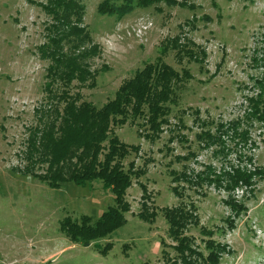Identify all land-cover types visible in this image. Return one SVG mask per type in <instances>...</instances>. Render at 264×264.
Returning a JSON list of instances; mask_svg holds the SVG:
<instances>
[{"label": "rangeland", "instance_id": "1", "mask_svg": "<svg viewBox=\"0 0 264 264\" xmlns=\"http://www.w3.org/2000/svg\"><path fill=\"white\" fill-rule=\"evenodd\" d=\"M32 1L0 0V264H172L168 258L177 253L162 209L180 204L197 208L199 224L186 234L205 256V241L212 238L230 248L222 264H264V175L252 167L255 155L264 160V0L161 1L122 17L100 13L104 0H83V24L99 52L88 59L93 87L75 81L71 94L80 91L101 107L125 79L157 60L192 74L175 85L176 103L159 139L142 137L143 127L131 121L115 128L120 140L140 145L124 160L125 169L135 161L146 173L133 176L126 222L88 246L70 240L61 220H97L115 204L112 191L102 180L52 187L42 178L49 165L30 164L26 156L38 111L49 108V60L38 47L47 42L52 17L41 5L47 0ZM188 46L204 49L205 61L184 52L180 58L179 49ZM202 129L218 133L222 142L207 146L197 138ZM210 167L213 178L242 170L258 181L240 182L229 192L215 181H199ZM143 186L157 213L152 222L139 216ZM230 197L246 206L239 214L226 203ZM108 242L113 247L104 254Z\"/></svg>", "mask_w": 264, "mask_h": 264}, {"label": "trees", "instance_id": "2", "mask_svg": "<svg viewBox=\"0 0 264 264\" xmlns=\"http://www.w3.org/2000/svg\"><path fill=\"white\" fill-rule=\"evenodd\" d=\"M161 1L168 4L178 2L104 0L99 4L98 11L122 17L138 6H149ZM41 5L52 17L46 27L47 42L38 47L40 57L49 60L45 86L49 108L43 107L38 111L40 123L30 131L26 156L30 164L40 162L49 165L45 175H41L52 187H61L68 182L85 186L94 180H102L105 188L112 191L115 204L97 220L90 215L80 218L67 215L61 220V228L70 240L88 246L112 235L126 222L125 213L131 207L127 192L133 184V176L140 177L146 173L144 168L136 167L135 161L130 162L129 168L125 169L124 160L132 151L139 152L140 145L120 140L115 128L131 121L143 127L142 137L150 141L159 139L164 132L163 126L169 123L171 105L176 103L175 85L192 78V74L188 69H182V73H179L162 60L147 63L123 81L114 98L97 107L93 102L83 100L80 91L71 94L75 81L79 87H93L96 74L91 71L88 59L99 52V44L83 24L86 7L83 0H47ZM87 44L89 48L83 50ZM195 49L188 46L179 49L177 54L183 58L181 52H184L190 59L203 63L207 52L201 47ZM139 119L143 121L138 123ZM222 128L218 127V131L221 132ZM197 138L207 146L222 142L220 135L211 129H202ZM257 170V174L264 175V169ZM212 173L210 167L199 181H215L219 188L229 192L240 182L255 184V173L241 170L215 178L211 177ZM151 198L150 192L143 186L139 216L149 222L157 216L156 210H152L149 205ZM226 203L238 214L246 207L236 203L232 197ZM196 209L194 205L188 208L184 204L162 209L169 223L168 235L175 242L173 248L177 253L168 260L172 264H198L200 260L205 264H222L223 253L230 249L227 244L210 238L205 241L208 249V255L205 256L196 245L195 238L186 234L190 225L199 224ZM229 223L234 226L231 220ZM202 231L205 232V229ZM98 247L101 245L98 244ZM112 247L113 244L108 242L102 247V252L107 254Z\"/></svg>", "mask_w": 264, "mask_h": 264}, {"label": "built area", "instance_id": "3", "mask_svg": "<svg viewBox=\"0 0 264 264\" xmlns=\"http://www.w3.org/2000/svg\"><path fill=\"white\" fill-rule=\"evenodd\" d=\"M262 156H264V155H262ZM263 161L261 160V158L259 157V155H255L254 156V159H253V164H252L253 169H255V171L257 169H259V168L260 169H264V162ZM257 181L258 180H255V183H257ZM245 186H247V185H245ZM255 223L257 224V221H255ZM255 227L257 228V225Z\"/></svg>", "mask_w": 264, "mask_h": 264}]
</instances>
